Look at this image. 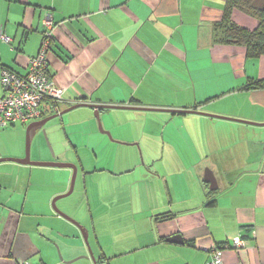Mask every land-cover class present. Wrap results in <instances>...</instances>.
Here are the masks:
<instances>
[{"label":"crops","instance_id":"0c3cea01","mask_svg":"<svg viewBox=\"0 0 264 264\" xmlns=\"http://www.w3.org/2000/svg\"><path fill=\"white\" fill-rule=\"evenodd\" d=\"M226 2L0 0V97L3 70L26 75L43 32L51 33L49 71L64 89L60 111L85 106L42 130L34 126V160L78 164L77 180L91 177L78 197L88 203L86 216L84 207L61 205L80 228L52 206L68 193L73 170L0 162V264H75L90 255L82 230L98 264H207L217 248L224 264H264V142H241L264 134V126L249 124L264 125V90H246L264 80V56L248 59L242 46L214 44ZM234 20L258 27L241 11ZM97 105L130 108L100 111L111 138L97 128ZM54 114L45 104L42 118ZM11 127L0 130V161L26 157L28 128ZM43 130L47 138L58 134L54 159ZM16 131L24 137L8 145ZM59 146L69 152L58 153ZM137 146L162 153L147 158L142 150L144 167L120 155ZM210 172L215 191L205 181ZM103 179L104 193L92 189ZM175 236L180 243L169 241ZM237 237L244 248H232Z\"/></svg>","mask_w":264,"mask_h":264},{"label":"built area","instance_id":"2783aa9c","mask_svg":"<svg viewBox=\"0 0 264 264\" xmlns=\"http://www.w3.org/2000/svg\"><path fill=\"white\" fill-rule=\"evenodd\" d=\"M45 25L52 30L50 22L47 21ZM51 35L45 32V41L39 54L29 60L26 75L20 76L9 70L2 72L1 84L5 95L0 97V130L41 120L45 104H57L55 110L60 111L64 89L56 85L49 71ZM1 38L6 43L11 42V38L5 35H1ZM245 244L243 238L237 237L233 240L232 248L241 249ZM207 264H224L223 250L217 248L212 251V258Z\"/></svg>","mask_w":264,"mask_h":264},{"label":"rangeland","instance_id":"374dc122","mask_svg":"<svg viewBox=\"0 0 264 264\" xmlns=\"http://www.w3.org/2000/svg\"><path fill=\"white\" fill-rule=\"evenodd\" d=\"M78 111H84V110L83 109H79ZM77 113L79 115H81V116H86L84 112H77ZM73 115H70L69 114L68 116H69L70 119H72ZM92 116L95 118V121H96L97 128H98L99 132H101L100 129H99V122H98V120L96 118L95 112H94V114ZM100 119H101L102 128H103L104 131H106L105 126H104V123H103V120L101 118V115H100ZM240 120H242V119H240ZM83 121L84 120L82 119L81 124L83 123ZM244 121L247 122L246 120H244ZM50 122H52V121H50ZM31 123H33V122H31ZM29 125L23 126V125L17 124L15 127H11L9 130H13V129H17V128H25L27 130V128H28ZM7 136L8 137H6V140H7V142H9L8 145H10V144H16L17 140L22 139L24 137V135H22L19 131H16V132H13V133H9ZM43 137H44V135H43ZM237 139L240 140V138H237L236 136H234L233 139H232V141L235 142ZM55 140H59L57 133H54V135L52 134L51 136L48 135V139L46 137H44V139H43V141L45 143V149L49 153L48 154V157L53 158V159L56 158V156H57V152L55 151V147L53 146V144H55ZM241 142L244 143V144L250 143V142H252V143L258 142L259 143V147H261V145H262L261 142H264V134L263 135H258L257 137L256 136L241 137ZM59 145H60V142H59ZM7 146H2V148L3 149H6ZM98 147L101 148L104 151V153L106 154L107 147L104 144H99ZM26 149H27V140L25 138L24 139V142H23V147H22V150L24 151V154L25 155H26ZM129 149H131L132 151L129 150ZM59 150L60 151H58V153L61 152V151L62 152H69V151H67L64 148L61 150V147L60 146H59ZM142 150H143L144 156L147 157V158L148 157L159 158L160 155H161V153H162V149H156V148L155 149H153V148H148V149L145 148V149H142ZM142 150L138 146L137 147H129V148L126 147L123 150H121L120 155L123 158L128 159L129 162L136 161V163L139 162L144 167V165H143L144 161H143V153H142ZM25 155H24V157H25ZM70 155H72V154L70 153ZM75 156L77 158V154ZM90 156L92 158V155L91 154H90ZM30 158H31V162H33V163H39L38 161H35L34 160L35 158H37L36 143L34 144V148H33V143L31 142ZM100 159H101V157H100ZM76 165L78 166V164H76ZM100 165H102V164H100ZM94 166L95 165H92V168ZM138 172L139 171H136L135 174H137ZM135 177L137 178V175ZM90 181H91V177L88 178V183L87 184L86 183L84 184V182L82 181L81 178H78V180L76 178V183H75V187H74V190H73L72 194H70V196H68L66 198H63V199H60V200L57 201L56 205H57L58 210L61 213H63L65 216H67L68 218L72 219L71 216H69L66 212H64L61 209V205L67 203L68 208H70V206L71 207L72 206L74 207L75 205L77 207H80L81 209L84 207V209L86 210V212H84V216H86L87 214H85V213L88 212L87 211V209H88V203H87L86 200H83V199H81V201L79 203L78 197H79V195H82L84 193H87L88 189H90ZM221 182H223V181H221ZM106 185H107V182L103 179V180H101V182L97 181L96 185H95V181H94L93 184L91 185V187H92V189H96L97 192L100 191L101 193H104L103 191H101V189L104 190ZM109 189H110V185H109V188L106 191L108 192ZM69 191H70V189H69ZM85 260L86 259L78 260V261L75 262V264H82V263H84Z\"/></svg>","mask_w":264,"mask_h":264},{"label":"trees","instance_id":"16d2710c","mask_svg":"<svg viewBox=\"0 0 264 264\" xmlns=\"http://www.w3.org/2000/svg\"><path fill=\"white\" fill-rule=\"evenodd\" d=\"M235 11L244 12L247 15L255 18L258 21V27L255 30L251 31L244 27L239 26L234 20ZM213 40H214L213 41L214 44L216 45H226V46L237 45L244 47L248 59H259L263 57L264 56V0H227L222 19L216 22L213 26ZM44 41H45V33L43 32L42 44ZM4 70H8V69H4ZM257 89L264 90V80L251 82L249 83V86L246 88V90H257ZM49 105L53 109H55L58 106L57 104L54 103L53 104L50 103Z\"/></svg>","mask_w":264,"mask_h":264},{"label":"water","instance_id":"95a60500","mask_svg":"<svg viewBox=\"0 0 264 264\" xmlns=\"http://www.w3.org/2000/svg\"><path fill=\"white\" fill-rule=\"evenodd\" d=\"M82 106H85L81 103L73 106V107H70L69 109L63 111V112H60L58 115H55L53 117H50V118H47V119H44L43 121L39 122V123H33L31 125H29L28 127V130H27V149H26V157L25 159H5V160H1L0 162H4L6 160L8 161H12V162H16V163H19V164H22V165H33V166H39V167H55V168H62V169H71L73 170V177H72V182H71V186H70V191L68 193H66L65 195H61V196H58L54 199L53 201V208L54 210L61 216L65 217L66 219H69L71 220L70 218H68L67 216H65L63 213H61L58 208H57V201L60 200V199H63V198H66L68 196H70V194H72L73 190H74V187H75V183H76V178H77V174H78V167L74 164H70V163H33L31 162V158H30V142H31V138H32V135H31V131L34 129V126H37V130H42V128L49 122V121H52L58 117H62L64 114L68 113V112H71L77 108H80ZM130 109V108H122V107H109V106H95V115H96V118L99 122V129L102 133L108 135L110 138L112 137L111 134L109 132H106L103 130L102 128V125H101V119H100V111L103 110V109ZM136 109V108H134ZM138 110H153L155 111V109H138ZM171 113H196V112H191V111H169ZM231 120V119H230ZM234 121H237V122H242V123H248V122H244V121H238V120H234ZM249 124H252V125H256V126H264L262 124H255V123H249ZM43 135L47 138V134H46V131L43 130ZM31 135V136H30ZM48 139V138H47ZM127 146H131V145H128L126 144ZM205 181L210 184V190L211 191H215L217 190L218 187L214 186L215 184V179L213 178V175L210 173H207L206 174V177H205ZM73 223H75L77 226L80 227V225H78V223H76L75 221L71 220ZM81 228V227H80ZM83 233H84V238H85V241H86V244L89 248V256H85L83 258H86V259H92L94 264H98L97 263V260L93 254V251L89 245V242H88V235L86 232H84V230H82ZM170 242H175V243H180L181 242V237L180 236H175L173 238H171V240H169ZM59 255H60V252H59ZM60 258L62 259V256L60 255Z\"/></svg>","mask_w":264,"mask_h":264},{"label":"flooded vegetation","instance_id":"af4514ba","mask_svg":"<svg viewBox=\"0 0 264 264\" xmlns=\"http://www.w3.org/2000/svg\"><path fill=\"white\" fill-rule=\"evenodd\" d=\"M56 112H57V114H59V113L62 112V111H56ZM57 114H54V115H57ZM54 115H52V116H54ZM52 116H48V117H52ZM48 117L42 118L41 120L43 121L44 119H46V118H48Z\"/></svg>","mask_w":264,"mask_h":264},{"label":"bare ground","instance_id":"6f19581e","mask_svg":"<svg viewBox=\"0 0 264 264\" xmlns=\"http://www.w3.org/2000/svg\"><path fill=\"white\" fill-rule=\"evenodd\" d=\"M51 41V40H50Z\"/></svg>","mask_w":264,"mask_h":264}]
</instances>
